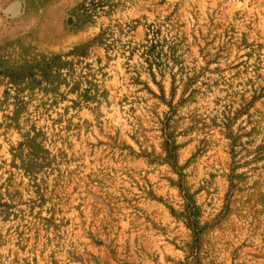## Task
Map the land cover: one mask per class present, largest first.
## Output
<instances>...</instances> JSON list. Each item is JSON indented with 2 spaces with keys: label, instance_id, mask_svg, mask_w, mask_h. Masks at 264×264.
<instances>
[{
  "label": "rangeland",
  "instance_id": "374dc122",
  "mask_svg": "<svg viewBox=\"0 0 264 264\" xmlns=\"http://www.w3.org/2000/svg\"><path fill=\"white\" fill-rule=\"evenodd\" d=\"M0 264H264V0H0Z\"/></svg>",
  "mask_w": 264,
  "mask_h": 264
}]
</instances>
